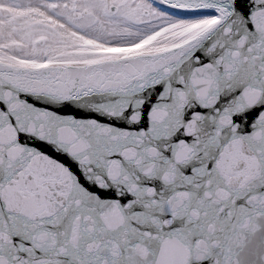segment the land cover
I'll return each mask as SVG.
<instances>
[{
	"label": "snow or ice",
	"instance_id": "1",
	"mask_svg": "<svg viewBox=\"0 0 264 264\" xmlns=\"http://www.w3.org/2000/svg\"><path fill=\"white\" fill-rule=\"evenodd\" d=\"M0 264H264V0H0Z\"/></svg>",
	"mask_w": 264,
	"mask_h": 264
},
{
	"label": "water",
	"instance_id": "2",
	"mask_svg": "<svg viewBox=\"0 0 264 264\" xmlns=\"http://www.w3.org/2000/svg\"><path fill=\"white\" fill-rule=\"evenodd\" d=\"M77 115H82V114H77Z\"/></svg>",
	"mask_w": 264,
	"mask_h": 264
}]
</instances>
